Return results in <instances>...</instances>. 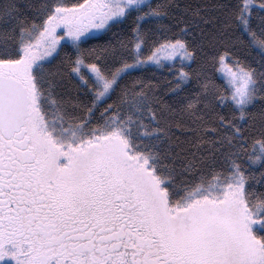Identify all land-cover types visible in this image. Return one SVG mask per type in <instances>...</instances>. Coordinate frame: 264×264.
I'll return each instance as SVG.
<instances>
[{
	"label": "snow or ice",
	"instance_id": "snow-or-ice-1",
	"mask_svg": "<svg viewBox=\"0 0 264 264\" xmlns=\"http://www.w3.org/2000/svg\"><path fill=\"white\" fill-rule=\"evenodd\" d=\"M0 264H264V0H0Z\"/></svg>",
	"mask_w": 264,
	"mask_h": 264
}]
</instances>
